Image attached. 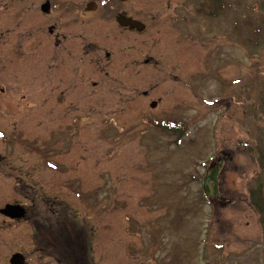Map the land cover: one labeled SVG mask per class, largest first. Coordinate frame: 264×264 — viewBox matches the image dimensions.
Returning a JSON list of instances; mask_svg holds the SVG:
<instances>
[{"label": "rangeland", "instance_id": "374dc122", "mask_svg": "<svg viewBox=\"0 0 264 264\" xmlns=\"http://www.w3.org/2000/svg\"><path fill=\"white\" fill-rule=\"evenodd\" d=\"M109 1L66 27L83 68L89 45L110 54L113 86L64 89L81 136L56 145L64 171L50 184L78 180L81 211L89 198L96 217L112 215L107 264H264V0ZM115 8L146 30L118 29ZM222 158L211 200L203 180Z\"/></svg>", "mask_w": 264, "mask_h": 264}, {"label": "flooded vegetation", "instance_id": "af4514ba", "mask_svg": "<svg viewBox=\"0 0 264 264\" xmlns=\"http://www.w3.org/2000/svg\"><path fill=\"white\" fill-rule=\"evenodd\" d=\"M103 4L101 0L86 6L80 0H0V264H107L112 260V215L96 217L101 204L87 197L83 203L89 211H81L79 181L52 185L48 175L64 171L55 160L58 142L81 136L77 119L75 126L66 125L67 116L78 108L75 101H65L69 93L64 89L113 86H107L110 54L97 57L89 45L83 68L81 49L65 48V43L80 38L66 27L91 21L105 11ZM114 10L109 12L110 20L118 29L142 33L121 26L117 19L142 21L120 8ZM120 81L116 79L114 85ZM224 165L222 158L214 166L219 171L217 200ZM65 190L73 191L63 197Z\"/></svg>", "mask_w": 264, "mask_h": 264}, {"label": "water", "instance_id": "95a60500", "mask_svg": "<svg viewBox=\"0 0 264 264\" xmlns=\"http://www.w3.org/2000/svg\"><path fill=\"white\" fill-rule=\"evenodd\" d=\"M117 20L123 27H130L131 29H136L139 32H142L145 29V26L141 22L135 21L131 18H127L125 16H119ZM152 106L155 107V103ZM215 175L216 173H213L205 179L204 191L210 197L212 196L210 182H215Z\"/></svg>", "mask_w": 264, "mask_h": 264}, {"label": "trees", "instance_id": "16d2710c", "mask_svg": "<svg viewBox=\"0 0 264 264\" xmlns=\"http://www.w3.org/2000/svg\"><path fill=\"white\" fill-rule=\"evenodd\" d=\"M259 197H258V201H254L253 203V205H255L256 207H258V209L260 210L261 209V202H262V204H264L263 203V197H262V193H261V190H260V192H259ZM255 197H252V199H254Z\"/></svg>", "mask_w": 264, "mask_h": 264}]
</instances>
